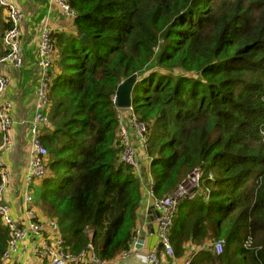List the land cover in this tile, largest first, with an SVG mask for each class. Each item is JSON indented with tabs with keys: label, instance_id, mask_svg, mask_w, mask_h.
Masks as SVG:
<instances>
[{
	"label": "trees",
	"instance_id": "16d2710c",
	"mask_svg": "<svg viewBox=\"0 0 264 264\" xmlns=\"http://www.w3.org/2000/svg\"><path fill=\"white\" fill-rule=\"evenodd\" d=\"M69 1L79 13L72 34L52 32L40 201L70 250L91 245L113 260L129 249L138 226L148 172L122 159L114 101L119 84L136 73L131 98L147 126L154 194L168 195L195 167L212 188L208 201L201 194L179 206L170 229L176 256L182 241L212 237L225 241L216 263L264 264V0ZM8 4H0V59L13 28L4 9L18 6ZM132 140L142 160L147 149L135 133ZM11 186L7 201L21 221ZM9 240L0 218V262Z\"/></svg>",
	"mask_w": 264,
	"mask_h": 264
},
{
	"label": "built area",
	"instance_id": "2783aa9c",
	"mask_svg": "<svg viewBox=\"0 0 264 264\" xmlns=\"http://www.w3.org/2000/svg\"><path fill=\"white\" fill-rule=\"evenodd\" d=\"M10 0H0L2 6L8 8ZM9 19L13 23V28L5 36L4 44L9 48V53L0 59V132L3 135V141L0 144V218L3 224L9 229L10 240L8 247L3 254V260L0 264H12L14 255L24 251V242L32 237H39L42 240L41 246L36 243L33 249L39 252L43 258L48 257L50 264H122L123 260H128L132 255L137 254V245L141 237L144 238L142 248L145 246V238L150 239L156 236L159 242L148 250L140 258H143L145 264H178L176 254L170 239V229L174 221L176 212L184 200H194L203 191L206 198L211 195V188L204 184L202 170L195 167L178 186L168 195L158 197L153 192L155 181L150 175V184L148 187L149 197L153 200V205L158 212L157 228L147 230L146 224L143 227L137 226L130 242L128 250L122 253L121 259L105 260L99 258L94 252L93 246L75 254L69 251L65 246L58 222L53 218L40 216L31 206L35 201L34 184L37 180L44 178L48 174V148L41 141V127L50 126L51 122L45 114V108L49 104V84L51 81V70L54 63L55 47L53 39V26L51 17H46L39 26L40 35L37 48V80L36 88V112L34 117L29 120L31 127V138L28 144V161L25 168L22 182L21 194L24 196V212L26 219L18 221L14 216L7 201L12 182V170L5 159V152L10 150L15 144L12 131L15 128L13 119L14 102L5 97V91L11 84V79L4 70L5 63H9L15 69H20L24 64V53L22 47V23L25 15L19 6H9ZM48 12L60 14L62 18L74 22L78 17V11L71 5L69 0H48ZM114 96V101H115ZM119 114V134L123 145V161L140 169L141 163L138 159L136 150L132 143L133 133L142 142L143 148L148 149V140L146 137L147 126L139 122L133 106L120 108ZM128 119V125L125 120ZM206 185V188L203 186ZM225 241L222 239L213 243H204L195 249V253L201 251H212L220 255L224 251ZM188 256L182 264H193V256Z\"/></svg>",
	"mask_w": 264,
	"mask_h": 264
},
{
	"label": "crops",
	"instance_id": "0c3cea01",
	"mask_svg": "<svg viewBox=\"0 0 264 264\" xmlns=\"http://www.w3.org/2000/svg\"><path fill=\"white\" fill-rule=\"evenodd\" d=\"M15 2L24 12L25 20L22 23V45L24 52V64L20 69H15L9 63H5L3 67L5 72L11 79L12 85L5 91V97L13 100L14 102V111H13V119L16 125V128L13 129L12 134L15 139V144L12 146L10 150L5 152V159L10 165L12 170V186H11V203L14 205L13 208L17 210L14 212L19 220L24 221L26 219V215L24 212V197L22 196L20 189L22 187L23 177L25 173L26 164L28 161V128L24 124H28L29 120H31L36 112V88L35 82L37 79V48H38V39L40 35L39 26L41 25V21L46 17H51L53 26L59 30V32H63L65 34H72L74 23H70L67 25V22L60 19L57 13L50 15L48 12L47 0H12ZM9 9L5 8L3 17L8 18ZM55 31V29H54ZM5 46V44L3 43ZM34 76V78H33ZM27 83L29 86L27 87ZM38 83V81H37ZM35 88V89H34ZM142 156V162L146 163L148 154L146 151L140 152ZM149 172V171H147ZM191 172V171H190ZM189 174V173H188ZM187 174V175H188ZM148 177H144V185L147 187L145 189V193L143 192V197L145 199L144 204L140 207V212L138 213L137 225L143 227L144 224L148 227L146 231L153 230L157 228V218L158 212L153 205V200L149 197L148 187L150 184V175L147 174ZM186 175V176H187ZM185 176V177H186ZM184 177V178H185ZM152 180L156 182V178L152 177ZM182 181V180H181ZM180 181V182H181ZM36 186L38 188L36 189ZM178 186V185H177ZM42 190V181H38L34 184V191L38 194L39 199L36 200L32 204V208L37 211V213L42 217H51L55 219L57 222V218L50 216L47 212H45L44 208L41 205L40 194ZM22 191V189H21ZM170 194V193H169ZM35 196V194H34ZM21 207L23 209L21 210ZM188 207H186V211H188ZM188 213V212H185ZM59 224V223H58ZM60 226V225H59ZM7 228V227H6ZM8 229V228H7ZM61 230V227H60ZM9 231V230H8ZM84 232L88 234L93 232V228L90 226H86ZM62 236L65 241L66 248L70 250V246L66 242L64 234L61 230ZM10 237V232H9ZM214 238H203L201 243H196L191 241L190 238L182 241L181 245V254L175 256L176 262L178 264H182L184 260L195 253L196 246L200 247L204 243H213ZM159 242L156 236H152L150 239L145 238V246L144 248L138 250L137 254L131 256L128 260H123L121 263L123 264H145L143 258H140L141 255H144L148 250L152 249ZM39 243L41 246L42 240L39 237H32L24 242L25 248L23 252L14 255L12 264H50V260L48 257L43 258L39 252H36L33 249V246ZM72 252V251H71ZM125 252V251H124ZM123 253V252H122ZM122 253H120L115 259H121ZM207 253H212L211 256L206 255ZM216 255L214 252L206 250L201 251L199 253H195L193 256V264H218L214 261ZM2 261V260H1ZM2 263V262H0Z\"/></svg>",
	"mask_w": 264,
	"mask_h": 264
},
{
	"label": "water",
	"instance_id": "95a60500",
	"mask_svg": "<svg viewBox=\"0 0 264 264\" xmlns=\"http://www.w3.org/2000/svg\"><path fill=\"white\" fill-rule=\"evenodd\" d=\"M83 37H86V35H83ZM139 80L138 75L132 74L129 77H127L124 81H122L116 91V98H115V104L116 106L120 108H128L132 106V91L134 88V85ZM144 239L140 238L139 243L137 245L138 249L142 248Z\"/></svg>",
	"mask_w": 264,
	"mask_h": 264
},
{
	"label": "clouds",
	"instance_id": "9594fccd",
	"mask_svg": "<svg viewBox=\"0 0 264 264\" xmlns=\"http://www.w3.org/2000/svg\"><path fill=\"white\" fill-rule=\"evenodd\" d=\"M116 96V95H115ZM116 98V97H115ZM132 106H133V104H132ZM146 152H147V154H148V158H147V161H146V163H144V162H142V160H140V163H141V165L143 166V169H144V171L146 172V171H149L147 174H149V175H152L153 176V173L151 172V170H150V166L148 165V162H151V160H152V158H151V156L149 155V153H148V149L146 150ZM199 168V167H198ZM193 170V169H192ZM191 170V171H192ZM211 188V187H210ZM211 190H212V188H211ZM211 194H212V192H211ZM210 197H211V195H210ZM210 197H209V199H210ZM181 205V204H180ZM9 230V229H8ZM141 238H143V237H141ZM144 239V238H143ZM249 243H250V240L248 239L246 242H245V245H249ZM138 248V247H137ZM139 249H142V248H139ZM224 252V251H223ZM223 252L221 253V254H223ZM176 254V253H175ZM216 254V253H215ZM217 255V254H216ZM123 263H125V262H123ZM122 263V264H123Z\"/></svg>",
	"mask_w": 264,
	"mask_h": 264
},
{
	"label": "rangeland",
	"instance_id": "374dc122",
	"mask_svg": "<svg viewBox=\"0 0 264 264\" xmlns=\"http://www.w3.org/2000/svg\"><path fill=\"white\" fill-rule=\"evenodd\" d=\"M262 135V141L264 142V132L261 134ZM41 179H39V180H37L36 182H38V181H40ZM35 182V183H36ZM204 188H206V185H204L203 186ZM210 187V186H209ZM38 188V186H36V189ZM34 194H35V197H36V200H38L39 199V197H38V194L39 193H37L36 194V192L34 191ZM201 194H203V197H204V199H205V201H208L209 199L208 198H206V193H205V191H203ZM45 218H47V217H45ZM50 218V217H49ZM87 233V232H86Z\"/></svg>",
	"mask_w": 264,
	"mask_h": 264
}]
</instances>
